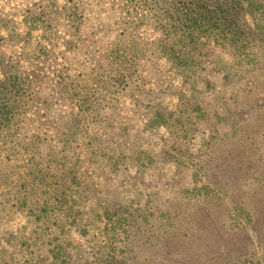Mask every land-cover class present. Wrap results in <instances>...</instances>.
Returning <instances> with one entry per match:
<instances>
[{"label":"rangeland","instance_id":"1","mask_svg":"<svg viewBox=\"0 0 264 264\" xmlns=\"http://www.w3.org/2000/svg\"><path fill=\"white\" fill-rule=\"evenodd\" d=\"M151 1L0 0V35H29L52 60L54 37L105 40L126 11L152 23ZM258 5L264 11V0ZM141 24L146 38L158 37ZM256 33L241 62L206 44L205 69L196 63L193 81L170 73L164 59L142 64L114 95L112 126L94 129L89 147L90 136L77 139L78 161L61 159L71 149H52V163L23 161L2 145L0 264H52V250L61 264L113 256L126 264H264V30ZM85 52L66 54L72 74L89 71ZM37 68L45 72V64ZM34 87L52 89L45 81ZM159 107L168 127L150 121ZM116 211L127 222L107 228L105 213ZM108 229L127 232L113 244Z\"/></svg>","mask_w":264,"mask_h":264},{"label":"trees","instance_id":"2","mask_svg":"<svg viewBox=\"0 0 264 264\" xmlns=\"http://www.w3.org/2000/svg\"><path fill=\"white\" fill-rule=\"evenodd\" d=\"M151 2L154 4V8L151 7L154 11L151 14L152 23H148V19L134 23L129 13L123 11L125 17H117L119 22L109 32L113 36L105 40H96L91 36V39L82 40L75 35L52 38V60L49 48L40 45V42L33 44L29 35L14 38L0 35V149L10 143L13 148H21L20 151L4 149L7 156L52 163V149L60 153L71 149V157L61 153V159L78 161L80 159L74 151L82 148L77 139L90 136L86 142L89 147L97 141L91 137L94 129L112 126L110 121L114 120L112 116L117 115L115 112L118 110L114 95L121 86L126 88L128 81L137 79L135 76L142 64L156 65L158 59H164L170 73L179 75L185 81H193L190 71L194 65L201 60L203 66L200 69H205L204 61L210 53L204 51L206 44L228 48L232 61L241 62L249 57L247 47L258 38L256 32L264 30V11L258 5L260 0ZM125 7L128 8L127 5ZM248 16L252 24L246 20ZM139 23L158 37L146 38ZM81 46L86 51L90 68L86 73L77 71L72 74L65 66L66 54ZM218 56L216 54L214 63L217 71L224 74L228 65H221ZM39 64H45L42 74L37 73ZM40 81H45L52 89L44 87L36 90L34 85ZM48 90L52 95L47 93ZM55 94L60 97H53ZM67 94L74 97L68 100ZM163 109L156 108L150 121L157 126L168 127ZM105 110L107 118L102 116ZM72 176L74 180L79 178L76 173ZM126 214L117 211L105 213V226L108 228L111 224L122 228L127 222ZM108 230L113 244L115 238L120 239L127 232ZM59 253L52 250V260H55L52 264H61L56 257ZM101 258L83 259L75 264H126L128 261L118 256ZM68 262L74 264L71 260Z\"/></svg>","mask_w":264,"mask_h":264}]
</instances>
